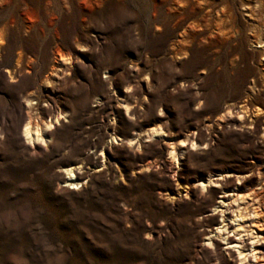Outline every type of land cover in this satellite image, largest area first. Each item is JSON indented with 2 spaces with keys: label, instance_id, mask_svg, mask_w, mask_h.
Wrapping results in <instances>:
<instances>
[{
  "label": "rangeland",
  "instance_id": "374dc122",
  "mask_svg": "<svg viewBox=\"0 0 264 264\" xmlns=\"http://www.w3.org/2000/svg\"><path fill=\"white\" fill-rule=\"evenodd\" d=\"M263 235L264 0H0V264H264Z\"/></svg>",
  "mask_w": 264,
  "mask_h": 264
},
{
  "label": "bare ground",
  "instance_id": "6f19581e",
  "mask_svg": "<svg viewBox=\"0 0 264 264\" xmlns=\"http://www.w3.org/2000/svg\"><path fill=\"white\" fill-rule=\"evenodd\" d=\"M32 123L30 122V120H28V122L26 123V125H25V128H24V133H25V135H26V137L28 138V139H30V140H32V145H33V143L35 144V143H37V140H38V138H39V130L38 129H36V128H34L32 125H31ZM152 134V133H151ZM134 138V137H133ZM151 139V138H150ZM36 140V142H34ZM131 141V140H130ZM172 170V168H170L169 167V170ZM65 172H66V175H67V178H66V183L68 184V185H71V186H76L77 184H78V179H77V177H76V174L74 173V168H71V167H68V168H66L65 170H64ZM221 176V175H220ZM217 177L216 178V182H214V183H216V185L217 186H219V184H221V181L223 180V178L222 177ZM184 189V188H183ZM185 191H186V189H185ZM186 194H187V191L185 192ZM186 196V195H185ZM224 197V196H223ZM226 197V196H225ZM219 204L220 205H222V204H225V201H220L219 202ZM235 216H238V215H235ZM242 219V218H241ZM253 226H255V224H252ZM240 227V226H239ZM219 229V228H218ZM263 237H264V235H263ZM226 239V238H225ZM237 241H240V240H237ZM240 243V242H239ZM244 242H243V240L241 241V246H242V244H243ZM227 245V244H226ZM250 250V249H249ZM255 251V250H254ZM258 251V250H257ZM256 251V252H257ZM239 255H241V252H239ZM242 256H243V254H242ZM240 261L239 262H244V264H260V263H263L262 261L261 262H259V261H257V256H256V254H254L253 255V260H249L248 258H246V256H244L242 259H241V257H240V259H239ZM252 262V263H251Z\"/></svg>",
  "mask_w": 264,
  "mask_h": 264
}]
</instances>
